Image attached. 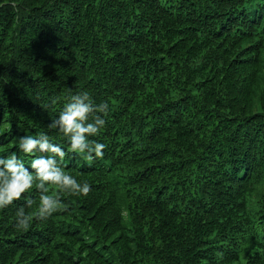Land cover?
Returning a JSON list of instances; mask_svg holds the SVG:
<instances>
[{"label": "trees", "instance_id": "1", "mask_svg": "<svg viewBox=\"0 0 264 264\" xmlns=\"http://www.w3.org/2000/svg\"><path fill=\"white\" fill-rule=\"evenodd\" d=\"M78 100L83 153L59 123ZM9 159L33 179L0 209V264H264V0H0ZM35 159L91 190L37 187Z\"/></svg>", "mask_w": 264, "mask_h": 264}, {"label": "clouds", "instance_id": "2", "mask_svg": "<svg viewBox=\"0 0 264 264\" xmlns=\"http://www.w3.org/2000/svg\"><path fill=\"white\" fill-rule=\"evenodd\" d=\"M105 106L107 107L108 105L105 103ZM90 111L91 108L88 104H84L78 100L76 103L68 105L60 116L59 123L61 125V131L66 135L72 133L70 137V147L73 152H84L86 146L85 133L96 135L99 131L93 124L84 126L82 123L87 118V114ZM97 123L104 125L105 121L97 120ZM20 147H22L26 153L31 152L33 147H35V143L29 140L27 142H22ZM39 147L44 149L47 146L45 144H40ZM105 147V144L96 143L94 148L95 157H102ZM51 151L58 152L59 149L53 147ZM88 159H93V157L88 156ZM0 163H4V161H0ZM32 167L37 170L36 176L41 182L37 187H43L45 183L56 186L57 188H67L71 186L73 189L72 195L84 196L91 190L87 183L81 186L73 177L63 174L53 167V161L51 159H35L32 162ZM5 168L6 171H0V209H4L14 200L20 199L22 194L32 187L33 179L27 171L23 170L21 167H17L13 159L7 161ZM48 191L49 189H45V192ZM57 210V202L49 195H42L39 198V204L34 215L37 218L39 217V219H47ZM18 215L23 216V219L16 220L17 227L22 230L28 229L33 216L25 215L23 212H20Z\"/></svg>", "mask_w": 264, "mask_h": 264}]
</instances>
